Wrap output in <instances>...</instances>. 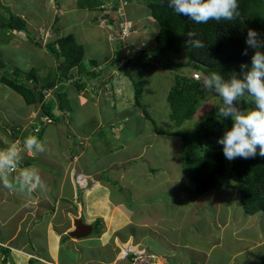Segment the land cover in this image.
Masks as SVG:
<instances>
[{
	"label": "rangeland",
	"instance_id": "1",
	"mask_svg": "<svg viewBox=\"0 0 264 264\" xmlns=\"http://www.w3.org/2000/svg\"><path fill=\"white\" fill-rule=\"evenodd\" d=\"M73 2V0H63L61 5H64L63 7L65 8V10H70L74 8ZM54 3L55 0H19L17 3L15 0H0V62L5 65L4 69L0 68V78L5 74L12 75V73L15 71L27 72L33 68L42 70V72L48 71L50 73L55 70V68H53L52 66V61L49 62V60H47L50 59L48 58V55L45 59L37 55V53L42 50V47L37 44L39 43L38 29L41 35H46L49 31H53L51 25L54 23L53 18L55 16V13L51 12L50 17H48L49 14L44 13L47 11L45 7L48 6L49 8H52ZM79 11L83 12V16L77 14V12ZM79 11L70 12V14L66 15L68 23L67 21L63 20L60 22V26L63 29V32H65L66 34H73L77 36L79 40L82 39L83 42H81L85 45L86 48V58H94L98 61L99 67L97 68V70L109 69L111 66H117L118 64V69H114L110 74L111 76L109 77H114V85L112 87L114 89L111 90V86L110 84H108V94L107 96H104V90L101 87L98 89V94H94V92L90 88H88V91H78L74 88V85H65L64 89H66V91L68 92L69 99L71 101V112L70 114H66L60 112L56 108L54 110V113L57 116V120L53 125H50L44 131V133L48 134L49 128L53 129L52 126L59 125L60 127H58V129H60V131L62 132L61 137L50 138V140H47L48 142H44L43 140H45V138H41V141L44 142L45 147L48 146V149L50 151L55 146L56 142L61 143L63 146L60 145L61 148H57L59 149L58 152H61V156L64 155L63 151H66L70 146H72L73 151L75 149L79 152L84 151L85 155L81 157L83 161L81 165L85 166L86 163H89L91 167H96L98 158L102 155L105 156L104 159L116 158L121 155V152H117V150L115 149L126 146L124 139H128V137H125V133L130 131V128L136 135L143 134V140H141V143L137 144L135 148L137 149L149 143L154 146L151 150H147V154L143 160L137 162L139 164L136 166V169L140 170V165L152 166L151 170L149 171L150 179H152L151 183L153 184L152 187H147L146 182L143 184L144 181L141 185H145V188L147 187L146 189L158 191L160 193L159 195L137 198L135 201L131 200L130 193L128 195V197H130L129 201L126 204L127 211L131 214L134 210V215L138 217V213L136 211L138 206H148L152 210L155 209L154 214L151 217L147 219H138L140 221H152L154 215H156L158 211H161V213L165 212L167 216H169L176 210L182 212V215H188V213L185 214V212H190L191 208L196 205L193 197H197L192 195L190 185H187V177L185 176L184 172L181 171L186 145L181 136H169L168 132H172L175 130L179 131V133H189L196 131L205 120L207 113L216 105V103H218L220 97L211 91H207L208 93H210V99L205 102L201 101L199 103L196 114L190 120L177 128V126L169 120L170 107L167 103V95L173 84L174 74L170 70L165 69L163 65L159 63V61H147V63L155 64V67L148 65L141 67L139 65L136 66L133 60L130 64H127L128 69L134 71L136 69L138 70V68L141 67L140 70L142 71V74L150 81V85L147 87L146 92L143 96V103L149 106V108H146L149 113V118H147L146 116H144L143 112L138 111V109L134 107L131 79L128 77H123V79L125 80H121L119 71V68H122L125 65L129 57L137 55L136 53L138 52V49L145 47V45H153V39L157 34L158 28L157 26H155V21L152 19L150 12L145 5V0H133L129 3L126 10H123V15L125 14L124 16L126 17L127 21L132 22L131 24H126L128 26L125 31H127L128 28L134 30L133 33H129L131 34L130 37L132 38L127 41L123 40L125 42H122L119 38L115 40L114 33L116 32V29L119 27V25H112L113 23H111L109 19L104 18V14L101 11L96 12L87 9H82ZM11 13L19 17H23L22 15H24V19L28 23H31V27H33V29H30V31L28 30L27 32L9 30L7 28V25ZM109 13L111 14L110 16L113 17V19H117V15L115 13ZM37 15L41 19L42 17L48 19L49 24L46 26H42L44 25L45 20L38 19ZM75 16L78 19L77 21H75ZM92 16H94L95 19H93ZM39 25L40 27L38 29H35L37 28L36 26ZM22 37H26V39ZM139 37H142L139 48L133 50L131 46H137ZM33 38L36 39L35 42H32L34 40ZM85 41H87L88 43ZM180 57L181 58H175L173 60L176 62L182 61V63L188 62L186 54H183V58L182 55ZM162 61L163 60H161V62ZM184 71L185 73H187L186 69ZM193 74L194 73H192V75ZM53 75L54 74H52V76ZM108 76L109 75H107L106 77ZM198 76L201 80L202 75ZM106 79L103 80L105 81ZM94 83L97 86L102 84L101 82ZM1 86L4 87L5 93H3V91L0 89V114L4 109H8V104L17 102L18 103L14 105V110L11 113L14 114L16 113V111L20 112L23 106L21 104V100H19L17 96H21L0 83V88ZM8 93H12L10 95L9 101L3 102L2 98ZM34 107H29L28 109L32 112L35 111L36 114L31 115V112L26 111L27 113L18 121V123H25L23 129L26 131L34 129L32 125L36 124L37 117L40 115L41 108L39 106ZM125 109H127V112L131 113L132 121L130 122H128V119L125 118L126 116L123 112ZM135 110V113L137 114L132 115L134 114ZM4 114L6 113L4 112ZM0 123L4 128L5 125H7L2 119L0 120ZM112 125H115L117 130H112ZM11 126L13 127L20 125ZM42 128L43 127L40 126L38 129H36V131H39ZM156 129L162 130V132L158 134L155 132ZM17 133L23 135L26 132L24 131L23 133H21L19 128H17V130H13L10 127L7 132V137L6 135L4 137L2 145L6 142L10 147L11 145L16 144L19 141L20 143L17 144L16 147L18 149H22L21 140L15 139ZM68 133L70 135H74V137L71 138L69 135H67ZM64 135H67V137L65 138ZM81 143L84 144L81 145ZM5 146L6 144H4V147ZM21 154H24L23 150L21 151ZM28 155L37 157L36 153ZM43 164L47 166L48 163L47 161H45ZM156 167L159 171L155 170ZM44 171L47 170L44 169ZM142 171H145L144 168H142ZM60 175H63V173L61 172ZM46 179L51 182V175L46 177ZM74 179L76 188L78 190H80L79 188L84 187L87 189L89 186L93 187L94 185H96V182H93V179H86L82 175H78ZM146 181L149 182L148 180ZM57 182H59L58 178L56 179V183ZM66 186H70L69 181L67 182ZM116 187L120 188V183H118ZM228 192H230L231 194L233 193L231 190H229ZM96 194H100V191H96L95 195ZM214 194L218 196L216 200L208 198L210 194H206L198 197L199 199L197 201V207L199 208L200 206H202L201 213L204 214L205 212H207L209 219L216 218L217 211H221L222 209L232 212V215L235 217L240 214L247 219L251 218L249 215L245 214L243 208L238 203L239 201H236L234 199V201L230 202L231 197L226 192V190L214 192ZM158 198H160L161 206H156L154 208V206L148 205L149 202L157 200ZM143 201L144 203L140 204ZM80 202H82V200ZM74 207L77 209L78 206L74 205ZM8 208L12 207H10L9 205H5L2 207L4 213L8 210ZM220 215L223 216L225 214L221 213L219 214V216ZM5 216L6 215H4L2 218L3 221H7V219L4 218ZM83 218L86 219L85 216H83ZM251 220L243 223L246 224V226L239 230L241 235L253 238L262 236L264 234V221L259 220L258 223L250 224ZM187 222L188 219L184 223L183 227ZM9 223L10 222L8 221L7 224ZM222 224L223 223H221V225L218 224V230L219 228L221 231L224 230L222 232V237H225V235H227L230 242L229 245H225L221 248L216 247L212 255L207 254L210 245L209 243H205L204 240L200 244L203 249L198 251L192 250L190 247H184L180 245V248H175L172 250V254H174V257H171L168 260L165 256L159 254L160 242L157 234L151 233L153 236L149 233L145 236L139 235V231L152 232L153 230L157 229L156 227L150 226L147 227L148 229H146L144 227L140 228L132 224L129 226V228L138 231L135 236H139V238H141L142 249L161 256L166 261V264H223L222 262L218 263V259L227 261L236 253L241 251H247V253L245 255L243 254L242 256L237 257L235 263H238L240 261L247 262V260H244L247 259V256H249V258L253 257L251 259L253 263L262 262V255L260 251L255 257L253 255V253L256 251L255 246H251L248 243L235 241L231 242L230 235L234 232L233 229L235 228L228 225L222 226ZM5 225L2 228L5 231L10 232L14 229V227H11L10 225ZM102 226L103 225L100 221H98V223H95L94 221L93 223V227H95V229L102 228ZM4 239L6 241L9 239V237H5ZM262 239L263 242L264 236ZM148 243H151L152 250L146 249V246H149ZM241 244H244V246L242 247ZM11 245H14V243H11ZM32 247H35L33 242ZM42 249L43 247L41 246V248L39 247L37 251L42 252L43 256L49 258L48 254L41 251ZM9 250V247L0 246V258H2L4 255H8L9 260L7 262H9L10 264H17V260L15 261L11 257L12 251ZM108 250L109 247L105 249V251ZM162 262L163 261H160V264Z\"/></svg>",
	"mask_w": 264,
	"mask_h": 264
},
{
	"label": "trees",
	"instance_id": "2",
	"mask_svg": "<svg viewBox=\"0 0 264 264\" xmlns=\"http://www.w3.org/2000/svg\"><path fill=\"white\" fill-rule=\"evenodd\" d=\"M61 1L63 0H55L54 4L58 5ZM107 1L109 0H78V7L98 11L103 5L106 8ZM125 1L130 3L133 0ZM115 2L116 9L119 5L117 0ZM238 4L239 16L233 21L212 20L207 24H197L187 17L176 14L168 7V0H145V5L158 28L153 45L140 49L136 56L128 58L125 65L119 68L122 77L131 79L133 103L138 111L143 112L144 116L149 118L146 110L149 106L143 103V96L150 81L142 74L140 68L156 65L147 63V61H159L165 69L174 74V81L167 95V103L170 107L169 120L177 128L196 114L201 101L205 102L210 99V93L201 88V80L194 79L192 72L200 73L203 77L215 72L226 81L233 77L243 76V73L251 66V56L254 54V50L248 48V54L242 55L247 47L246 37L249 29L255 30L259 33V38L264 40V0H238ZM63 18L58 15L53 24L56 39L49 40L45 45L43 39H39L37 43L40 47L44 45L42 48L46 50V57L43 58L49 56L50 59L47 60L52 61L54 71L42 72V70L33 68L27 72L15 71L12 75L5 74L0 78V83L21 95L27 105H40L43 110L42 116L51 117L54 121L57 120L54 113L56 108L66 114H70L72 109L69 94L64 89L65 82L71 86L74 85L78 91H88L90 88L94 94H98L100 86L104 90V96L108 94L105 87L107 83L111 85V90L114 89L112 88L114 77L108 78L99 86L94 83L101 82L98 80L99 72L97 71L100 70H97L98 61L94 58H86V48L82 39L79 40L77 36L63 32L60 26ZM110 22L115 23L111 18ZM28 25L29 23L24 18L11 13L7 28L11 31L27 32ZM190 32L194 34L193 39H198L203 43L202 48L193 47L187 42ZM259 50L264 51V49ZM183 54H186L188 62L173 60L181 58V55L183 58ZM133 60L136 66H141L138 70L136 69L137 71H131L127 67V64ZM244 65L247 66L243 67ZM117 66L101 69V71L107 72ZM0 68H5L2 62H0ZM73 70L76 73H73ZM72 79L74 82H69ZM44 91L51 93L49 99L46 98ZM221 104L220 98L196 131L179 133L175 130L168 134L173 137L181 136L184 140L186 149L181 171L187 177L184 176L196 197L217 190H231L233 193L237 191L241 207L247 215L253 216L264 212V157L259 156V147L255 158H237L231 163L224 157L223 146L218 145L217 141L226 130L230 129L232 122L230 119L225 120L218 116L217 111ZM241 106L244 109L255 107L254 104ZM123 112L128 122L132 121L131 113L127 112V109ZM135 112L136 110L132 115H136ZM114 129L117 130L115 125H113ZM155 132L160 134L162 130L156 129ZM68 135L71 138L74 137L69 133ZM72 154L76 156L79 151L75 149ZM109 176L110 171L103 173V177L101 174L93 176V182H102L101 179H103L113 186L120 183L121 187L118 172H115V177L111 181ZM124 190L123 188L122 191ZM229 194L232 195L230 192ZM95 223L98 221L96 220Z\"/></svg>",
	"mask_w": 264,
	"mask_h": 264
},
{
	"label": "crops",
	"instance_id": "3",
	"mask_svg": "<svg viewBox=\"0 0 264 264\" xmlns=\"http://www.w3.org/2000/svg\"><path fill=\"white\" fill-rule=\"evenodd\" d=\"M15 1L17 3L19 0ZM73 1V9L65 10L63 7L64 5H61L63 1H61L58 5L53 4L52 8L46 6L45 9L47 11L44 14L47 13L49 14L48 17H50L51 12L55 13L53 18L54 22L58 15L64 17L62 21H67L66 15L70 14V12L82 10L78 7V0ZM77 14L83 16V12L79 11ZM22 16V18H25L24 15ZM37 17L40 20H45V23L43 22L44 25L42 26L49 24L48 19L44 17L41 19L38 15ZM92 18L95 19L94 16H92ZM77 20L78 19L75 16V21ZM53 24L51 25L53 31H49L46 35H41L39 32L38 28L41 24L35 28L38 29V38L43 39L44 45L49 40L52 41L56 39V32L53 29ZM28 29L29 31L30 29H33L30 22ZM22 38L26 39V37ZM141 38L142 37H139L138 40ZM33 39L32 42H35L36 39ZM37 55L40 57H46L45 48H42ZM113 70L114 69L108 70L107 72L101 70L97 71L99 72L98 80H100L101 83H104L103 79L109 78ZM107 75L109 76L106 77ZM0 89L5 93L3 86H1ZM11 94L12 93H8L4 95L2 98L3 102L9 101ZM17 98L21 100L23 106L20 112L16 111L14 114L11 113L14 110V105L18 103L17 102L8 104V109H4L0 114V120H4L9 126L22 125L23 122L18 123V121L27 112H31V115L36 114L35 111H33V113L28 109L33 106H26L24 104L25 101L23 97L17 96ZM4 112L6 114H4ZM52 128L53 129H48L49 135L46 133L42 134L41 138H45V140H43L44 142H48L47 140H50V138L53 137H61L62 132L60 129H58V127L55 128V126ZM5 134L6 132L2 131V134L0 135V150L6 148V146L4 147L5 143L2 145ZM125 134V137H128V139H124L126 146L117 148V152H121V155L110 159H104L105 156L102 155L98 158L96 167H91L89 163L82 166L81 163H83V161L81 157L85 155V152L80 151L78 155L74 156L72 154V146L66 151H63L64 155L61 156V152H58L59 149L57 148H61L60 145L62 144L58 142L55 143V146L51 151L48 149V146H46L44 152L36 153L37 157L29 155L24 158L25 164L22 166L19 165L16 169L17 176L23 168H35L39 171L41 178L46 183L47 190L45 192H40L38 189L36 192L29 194L26 191H9L8 189L0 187V246L9 247V251H12L11 257L15 261L17 260V264H113L119 256L120 246L123 242L133 241L136 244L141 243V238L135 236L138 231L129 228L132 224L146 229L150 226L157 228L152 232L139 231V235L145 236L148 233L157 234L160 242L159 254L165 256L167 260L174 257L172 250L180 248V245L190 247L192 250L197 251L203 249L200 246L203 240L210 245L207 254L212 255L216 247L221 248L230 243L227 235L222 237V232L224 230L221 231L220 228L218 230V224L221 225V223H223L222 226L228 225L235 228L233 229L234 232L230 235L231 242L248 243L251 246H255L256 251L253 255L255 257L260 251L262 262L258 263L264 264V241L262 242L264 234L257 238H253L241 235L239 231L246 226V224L243 223L251 219L250 224L258 223L259 220L264 221V213L250 216L251 218L247 219L240 214L235 217L232 215V212L222 209L221 211H217L216 218L209 219L207 212L204 214L201 213L202 206L198 208V199L193 197L196 205L191 208L190 212H185V214L188 213V215H182V212L176 210L172 214L169 213L170 215L167 216L165 212L161 213V211H158L156 215H154L152 221L138 220L147 219L154 214L155 209L152 210L148 206L137 207L136 211L138 217L134 215V210L131 214L129 212L123 214L121 209L124 205L126 207L130 198L128 197L130 193L132 201L144 196L159 195L160 193L158 191L146 189L148 186L151 188L153 185L149 174L152 166L140 165L141 171L136 169V166L139 164L137 162L143 160L147 154V150H151L154 145L149 143L136 149L135 146L140 144L141 140H143V134L136 135L131 128L130 131ZM67 135H64V137L66 138ZM45 161L48 163L47 166L43 164ZM142 168H144L145 171H142ZM44 169L47 171H44ZM155 170L159 171L157 167ZM107 171H110V181L115 177V172H118L119 181H121L122 184L120 188L113 186L109 181H103V179H101L102 182H96V185L91 188L88 187L86 189L83 187L79 188L80 190L76 188L74 178L79 174L86 179H89L99 174L103 177V173H106ZM61 172L63 175H60ZM50 175L52 178L51 182L46 179V177ZM57 178L59 182L56 183ZM68 181L70 182L69 187L66 186ZM142 182L143 184L146 182V188L145 185H141ZM123 188L125 189L124 191H122ZM96 191H100V194L95 195ZM128 191L130 192L129 194ZM208 198L216 200L218 196L212 194L209 195ZM234 199L239 201L238 198ZM234 199L230 200V202L234 201ZM81 200L82 202H80ZM142 203H144V201L140 204ZM238 203L240 204V202ZM160 204V202H157L148 205L154 206L155 208L156 206H161ZM5 205H9L12 208H8L4 213L2 207ZM74 205L78 206L77 209ZM221 213L225 215L219 216ZM4 215H6L4 218L7 219V221L2 220ZM83 216L86 217L84 222L87 224L94 223L96 218L106 219L107 227L93 228L88 236H84L77 241L74 239L73 242L66 238V235L74 230L76 218H83ZM187 219L188 222L183 227ZM8 221L10 222L9 224H7ZM4 225H10L11 227H14V229L10 232L5 231L2 229ZM71 236L74 237V234L72 233ZM5 237H9V239L5 241ZM32 242L35 247H32ZM11 243H14V245H11ZM148 244L149 246L147 245L146 249L152 250L151 243ZM41 246L43 247L41 251L48 254L49 258L43 256L42 252L37 251ZM241 246L243 247L244 244H241ZM107 247H109V250L105 251ZM140 247H142V244H140ZM139 249L140 251L144 250L142 248ZM246 253L247 251L238 252L227 261L218 259V263L258 264L257 262L253 263L251 260L253 257L249 258V256H247V259H244L247 260V262L240 261L235 263L237 257H240L243 254L245 255ZM6 256L8 258V255ZM162 261L166 264L164 259Z\"/></svg>",
	"mask_w": 264,
	"mask_h": 264
},
{
	"label": "clouds",
	"instance_id": "4",
	"mask_svg": "<svg viewBox=\"0 0 264 264\" xmlns=\"http://www.w3.org/2000/svg\"><path fill=\"white\" fill-rule=\"evenodd\" d=\"M115 1L116 0L107 1L106 8L103 5L98 11H101L104 14V18L109 19V21L110 18L108 17H112L110 16L111 14L109 12L115 13L117 15V19H114L115 23L112 24L114 26L119 25V27L116 29V32L114 33V38L115 40L119 38L122 42H125L132 38L130 37L131 34L129 33H133L134 31L129 28L127 31H125L128 26L126 24L132 23L131 21H127L126 17L124 16L125 14L123 15V10H126L129 2L125 0H117L119 6L115 9ZM168 7L173 9L176 14L182 17H187L197 24H207L212 20L217 22L222 20L233 21L239 16L238 0H168ZM111 19H113V17ZM193 37V33H188L187 42L193 47L202 48L204 46L203 43L198 39H193ZM140 41L141 39L138 40L137 46L130 45L133 50L139 48ZM246 45L247 47L243 51L242 55L248 54V48L253 49L254 54L251 56V66L248 67V70L243 73L241 78L233 77L226 81L220 74L213 72L208 76H202L200 81L201 88L203 90L211 91L221 98L222 104L218 108V116L224 118L225 120L230 119L232 122L230 129L226 130L223 136L217 141L219 145L223 146V155L228 161H233L237 158H255L258 147L259 156L264 157V51L259 50L264 49V40L259 38V33H257L255 30L249 29L246 37ZM140 49H138V51H140ZM246 66L247 65H244L243 67ZM72 72L76 73L74 70ZM192 73H194L192 75L194 79L200 80L198 75L202 74L196 72ZM120 79L123 80V77L121 76ZM69 82H74V80L72 79ZM65 84L69 85L66 82ZM107 85L105 86L106 88ZM44 93L47 99L51 97V93L49 91H44ZM243 104H254L255 107L244 109L241 106ZM31 106H39L41 108L40 105ZM42 111L43 110L41 108V112L37 117L36 124L32 125L34 129L29 131L24 130L23 127L25 123L20 126H13V130H17V128H19L21 133L24 131L26 133L23 135H20L19 133L16 134L17 136L15 139L21 140L22 149H18L16 147V145L20 143L18 141L16 144L11 145L10 147L5 142L6 148L0 150V187L8 189L9 191H26L29 194L36 192L38 189L40 192H45L47 190V185L41 178L37 169L23 168L21 169L18 176L16 174L17 167L19 165L22 166L25 164L24 158L29 156L28 154L42 153L45 151V144L40 140V138L46 128L50 125H53L55 121L51 117L42 116ZM0 126V135L2 134V131L6 132L7 130L8 132L9 125H5L8 128H4L0 123ZM40 126L43 128L39 131H36V129H38ZM10 127L12 126L10 125ZM55 127L57 128L59 125ZM5 135H7V133ZM22 150L24 151L25 155L21 154ZM187 185H190V183L188 182ZM190 190L192 195L195 196L191 186ZM214 192H219V190L212 191L207 194L212 195ZM226 192L229 194L227 190ZM236 192L237 191H235L232 195L229 194L231 197L230 200L239 198V195L238 193L236 194ZM196 199L199 198L197 197ZM156 201L161 203L160 198H158L157 200L149 202V204L157 203ZM121 211L123 214L128 212L125 205ZM84 220L85 219L82 217L76 218L74 230L66 235V238L73 242L74 239L76 241L79 239L71 236V234H74L76 231L77 223L91 225L92 228H95L93 227V223L87 224L84 222ZM96 220L101 222L103 228L107 227L106 219L96 218L95 221ZM140 244L141 243L136 244L133 241L123 242L120 246L121 248L119 250V256L113 264H129L131 262V258L139 253L153 256L159 263L162 261V258L157 254L147 252L145 250L140 251Z\"/></svg>",
	"mask_w": 264,
	"mask_h": 264
},
{
	"label": "built area",
	"instance_id": "5",
	"mask_svg": "<svg viewBox=\"0 0 264 264\" xmlns=\"http://www.w3.org/2000/svg\"><path fill=\"white\" fill-rule=\"evenodd\" d=\"M9 258L4 255L0 258V264H10L7 262ZM129 264H160L153 256L145 255V254H137L131 258V262Z\"/></svg>",
	"mask_w": 264,
	"mask_h": 264
},
{
	"label": "water",
	"instance_id": "6",
	"mask_svg": "<svg viewBox=\"0 0 264 264\" xmlns=\"http://www.w3.org/2000/svg\"><path fill=\"white\" fill-rule=\"evenodd\" d=\"M92 229L93 228L91 225L77 223V228L76 231L74 232V237L80 239L84 236H88L89 233L92 231Z\"/></svg>",
	"mask_w": 264,
	"mask_h": 264
}]
</instances>
